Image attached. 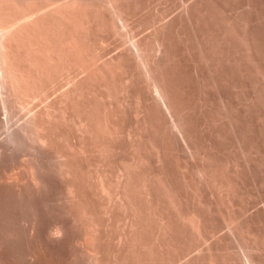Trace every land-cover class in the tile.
Segmentation results:
<instances>
[{
  "label": "bare ground",
  "instance_id": "1",
  "mask_svg": "<svg viewBox=\"0 0 264 264\" xmlns=\"http://www.w3.org/2000/svg\"><path fill=\"white\" fill-rule=\"evenodd\" d=\"M184 1L0 0L7 259L264 264V0Z\"/></svg>",
  "mask_w": 264,
  "mask_h": 264
},
{
  "label": "rangeland",
  "instance_id": "2",
  "mask_svg": "<svg viewBox=\"0 0 264 264\" xmlns=\"http://www.w3.org/2000/svg\"><path fill=\"white\" fill-rule=\"evenodd\" d=\"M189 1H190V0H188V1L185 0L183 3H181L182 6H181V4H179V5H180V8L183 7V5H184L185 3H188ZM191 1H192V0H191ZM191 1H190V2H191ZM155 5H156L155 7H158V6H157L158 4H155ZM185 5H186V4H185ZM174 8H177V9H178V6L176 5ZM177 9H176V10H177ZM172 10H174V11L172 12ZM172 10L168 12V15H169V16H171L172 13H173L172 15H174V14H175L177 11H179L180 9H178L177 11H176L175 9H172ZM171 12H172V13H171ZM169 16H168V17H169ZM111 48L113 49L112 52H113V51H114V52L116 51V49L114 50V48H115L114 46L111 47ZM2 118L5 119L6 117H5V116H2ZM0 132H2V133H0V141H2L3 138L5 137V136H2V135L4 134V131H3V130L1 131V129H0ZM1 138H2V139H1ZM12 153H13V154H12ZM12 153L10 152V155H9L10 157L8 156V158H6V160L3 162L4 164H3V163H0V170L6 168V169H4L3 171H0V175H1L2 172L4 173V171L7 172L8 175H9V174L12 175V173H14V172L16 173L17 171L23 174V170H24V169L22 168V167H23L22 165L24 164L25 160L29 159V156H30L29 151H27V153L29 154L28 156L26 155V154H27L26 151L23 152V153H26V154H24V155L28 157V158L26 157L25 160H24V158L21 159L22 157H20V155L23 156L22 151H21V153H20V150H18V152H17V150H16V151H14V152H12ZM14 153H15L16 156L14 155ZM12 155H13V156H12ZM11 156H12L13 158H12ZM25 156H23V157H25ZM17 159H19L20 162H19V161L17 162ZM12 160H13L14 163L12 162ZM14 160H15V161H14ZM9 161H10V162H9ZM5 162H6V163H5ZM9 163H10V164L13 163V164L10 165ZM19 163H20V164H19ZM22 163H23V164H22ZM7 165H8V166H7ZM18 165H19V166H18ZM2 166H3V167H2ZM9 166H10V167H9ZM16 166H17V167H16ZM1 167H2V168H1ZM14 167H15V168H14ZM19 167H20L21 169H20ZM11 168H12V169H11ZM13 168H14V169H13ZM9 169H10V170H9ZM16 169H17V170H16ZM11 170H12V171H11ZM9 172H10V173H9ZM262 199H263V200H262ZM260 200H261L262 202H261ZM256 201H259L260 203H259V202H256ZM256 201H254L253 203H251L254 207L251 206V204H250V208H254V209H255V210H254V209H250V210H251V213H252L253 211L255 212V211L257 210L258 205H259V206H262V205L264 204V196L261 197V198H259V200H256ZM256 203H257L258 205H257ZM255 205H256V206H255ZM259 208H260V207H258V209H259ZM50 212H52V211H49V210L47 211L46 217H47L48 219H50L51 217H53V218H51L50 221H48V219L45 217V220H46L45 223H46V224H52V223H54L55 221H59V220H60V221H63V220H65V219H62L61 217H59V215H57L56 213H54V212L50 213ZM53 213H54V214H53ZM50 215H52V216H50ZM54 218H55V219H54ZM58 219H59V220H58ZM53 221H54V222H53ZM51 222H52V223H51ZM226 231H227V229H225L224 232H226ZM76 236H77V233H76V232H75L74 234H72V237H76ZM0 239H1V238H0ZM1 247H2V248H1ZM4 247H5V248H4ZM64 248H65V249H64L65 252H66V251H67V252L70 251V250H69V247H68L67 245L64 246ZM0 249H5V250H6V246H5V245H4V246L2 245V241H1V240H0ZM5 250H4V251H5ZM68 250H69V251H68ZM71 250L73 251L72 248H71ZM4 251H3V250H2V252L0 251V252H1V253H0V257H1L0 262H1V261L3 260V258H4V260H3L0 264H3V263H4V264H10V261L12 262L11 264H15V263H13L14 261L9 260L10 258L7 257L8 255L5 254L6 251H5V252H4ZM3 254H4V255H3ZM55 254H58V253H57V252H54V254L52 253L51 256H53V255H55ZM1 255H2L3 257H2ZM58 255H59V254H58ZM58 255H56L57 258L59 257ZM4 256H5V257H4ZM51 256H50V257H51ZM5 258H6V259L9 258V259L6 260ZM52 258H53V260H56L55 256L52 257ZM8 260H9V261H8ZM8 262H9V263H8Z\"/></svg>",
  "mask_w": 264,
  "mask_h": 264
}]
</instances>
